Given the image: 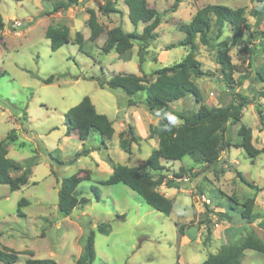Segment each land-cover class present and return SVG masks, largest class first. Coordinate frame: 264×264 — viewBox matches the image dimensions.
<instances>
[{"label": "rangeland", "instance_id": "rangeland-1", "mask_svg": "<svg viewBox=\"0 0 264 264\" xmlns=\"http://www.w3.org/2000/svg\"><path fill=\"white\" fill-rule=\"evenodd\" d=\"M107 1L115 4L117 13L105 15ZM53 0H2L0 13L5 29L0 33V141L8 146V157L24 166L33 165L28 183L11 191L0 184V247L20 253L14 264H26L33 252L35 259H52L57 264H76L82 255L85 238L95 236L94 264H201L219 253L224 245L236 244L254 234L264 241L259 223L264 219V84L255 74L264 68V21L258 26L252 16L254 0H148L150 7L163 13L157 37L143 52V71L173 66L188 55L190 49L181 46L185 34L181 27L189 24L196 13L207 5L244 8L254 32L242 37V42L255 51H244V45L231 51L232 61L241 65L236 78L240 84L235 92L250 96L252 103L245 109L242 120L230 123L225 136L229 149L221 153L214 166L199 164L190 157L182 161H162V172L181 184V189L160 187L167 198L174 199L172 213L167 216L150 207L137 193L124 184L105 185L116 165L138 167L150 171L147 160L158 148V140L149 137L150 128L158 117L146 105L147 94L132 98L121 89L106 87L111 77L120 73L141 75L139 69L141 42L125 54L105 53L107 33L121 27L127 33L142 34L143 23L135 26L129 19L125 0H83L76 8L45 16L53 8ZM264 5V4H263ZM177 6L175 11L172 10ZM95 11L104 32L92 37L88 21ZM62 29L69 33L70 43L53 51L47 30ZM83 36L77 44V34ZM217 34L216 29L211 37ZM231 36L226 25L221 40ZM195 55L206 75L193 76L208 108L227 105L231 90L223 81L215 51L196 41ZM51 80L50 84L46 80ZM89 97L98 113L106 115L115 128L111 141L101 143L98 133L87 141L79 140L78 132L66 135V112ZM175 111H197L199 104L192 97L172 103ZM262 111V114L259 113ZM176 124L181 120L174 118ZM129 125L141 140L131 144V152L123 151L121 133L129 139ZM253 129V144L260 151L256 158L240 146L242 127ZM15 136V137H12ZM89 151L79 159L75 155ZM181 168L186 170L178 178ZM237 171L263 189L256 193L238 177ZM20 171H12L19 177ZM76 176L79 198L89 203L77 207L65 217L58 208L61 181ZM256 197L252 218L246 220L241 210L248 198ZM29 205L18 213L19 201ZM235 199V203L231 202ZM238 206H237V205ZM235 209H233V207ZM228 213V222L221 214ZM109 224L103 234L99 225ZM180 226H185L183 235ZM0 264H6L0 261ZM242 264H264V254L247 250Z\"/></svg>", "mask_w": 264, "mask_h": 264}, {"label": "trees", "instance_id": "trees-1", "mask_svg": "<svg viewBox=\"0 0 264 264\" xmlns=\"http://www.w3.org/2000/svg\"><path fill=\"white\" fill-rule=\"evenodd\" d=\"M18 1V0H16ZM53 8L47 11L45 16L54 15L60 11L70 10L79 7L83 0H53ZM257 3L252 12V16L257 18L256 25L264 21V0H254ZM2 0H0V4ZM129 10L130 21L137 26L140 23L145 25L142 34L127 33L121 27H115L108 31L107 40L103 46L105 53L116 51L119 55L125 54L134 46L133 41L141 42L139 69L141 75L120 73L111 77L108 84L111 89H121L130 97V105H136L132 98L139 93L145 92L147 98L145 105L154 111L158 117V123L151 126L149 137L158 140V148L153 150L147 160L150 171H143L138 167H128L116 165L113 173L105 181V185L124 184L138 194L150 207L169 216L174 208L175 200L167 198L160 192V187L166 185L167 188L181 189V184L175 179H166V176L155 177L151 172H162L165 167L162 161H182L185 157H190L194 162L214 166L220 162L221 153L229 149L230 145L225 142V136L230 123H239L244 115L245 109L252 103L250 96L235 92V87L240 84L236 75L241 74V65H236L232 61L231 51L235 46L244 45L246 53L255 54L249 45L242 42L245 32H254L252 26L245 16V9H232L222 5H207L200 9L189 24L181 27L185 34V39L181 46L190 49L188 55L181 62L145 74L143 64L145 57L143 52L145 47L157 37L156 30L160 26L163 13L156 8L150 7L148 0H125ZM177 6L172 8L175 11ZM105 15L117 13L113 2L107 1L102 8ZM226 25L231 27V36L221 40ZM88 27L92 37L97 38L104 32L103 26L98 22L95 11H90ZM5 29V22L0 13V33ZM216 29L217 34L211 37L212 31ZM264 38V32H260ZM46 37L51 41L53 51L59 50L64 45L70 43L69 33L62 29L50 28ZM197 39L204 46L212 47L215 51V61L219 65L223 81L231 90V100L227 105L208 108L203 104V96L199 86L192 77H202L206 73L202 70V64L197 60L195 51L197 49ZM77 44H82V34H77ZM258 83L264 84V68L255 74ZM51 80H46L50 84ZM187 97L195 99L199 104L197 111H175L171 104L183 100ZM262 114V111L259 110ZM181 120L180 124L175 123V119ZM67 126L66 135L71 136L73 132H78L79 140L87 141L93 133H98L101 143L111 141L116 133L113 122L104 114L98 113L95 105L89 97H85L78 105L69 109L65 114ZM243 139L241 148L250 158H256L260 151L253 144V129L242 127L239 131ZM130 138L125 133H121V148L123 151L131 152V144L139 143L141 140L135 134L134 128L129 125ZM12 137H15L12 135ZM85 151L75 155V160L90 154ZM8 146L0 141V184L7 185L11 191L20 190L28 183L33 165L24 166L8 157ZM12 171H20L19 177H13ZM186 170L181 168L178 178H182ZM240 180L248 187L254 188L256 193L263 189L250 182L240 171H237ZM81 180L76 176L65 178L61 181L58 192V208L63 216H69L77 207L85 206L89 203L87 198H79L77 188ZM235 203V199L231 198ZM256 197L248 198L241 210V216L250 220L252 210L255 206ZM29 205V201L22 198L18 204V213L23 216L21 209ZM237 205V204H236ZM238 206V205H237ZM233 207V206H232ZM233 209H235L233 207ZM220 217L226 218L228 222L232 217L228 213H223ZM185 226H180L179 233L183 235ZM259 228L264 230V219L259 223ZM98 230L103 234L110 232L109 224H101ZM90 232L85 238L82 255L76 260V264H94L96 260L95 236ZM254 250L264 254V241L254 234L243 237L239 243L224 245L219 253L209 257L201 264H242L247 250ZM30 258L26 264H57L52 259H35L33 252H28ZM20 258V253L7 247H0V261L6 264H14Z\"/></svg>", "mask_w": 264, "mask_h": 264}, {"label": "water", "instance_id": "water-1", "mask_svg": "<svg viewBox=\"0 0 264 264\" xmlns=\"http://www.w3.org/2000/svg\"><path fill=\"white\" fill-rule=\"evenodd\" d=\"M106 87H108V88H109V87H110V85H109V84H106Z\"/></svg>", "mask_w": 264, "mask_h": 264}]
</instances>
